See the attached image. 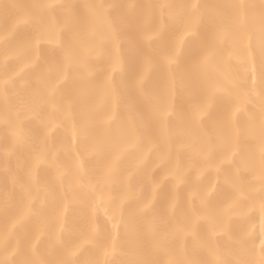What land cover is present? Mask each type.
Here are the masks:
<instances>
[{"label": "snow or ice", "instance_id": "1", "mask_svg": "<svg viewBox=\"0 0 264 264\" xmlns=\"http://www.w3.org/2000/svg\"><path fill=\"white\" fill-rule=\"evenodd\" d=\"M124 7L137 6L0 4L5 33L0 98L6 106L9 91L20 75L16 71L18 64L23 63L36 75L35 98L41 109L59 106L71 111L76 104L75 86L66 80L64 65L87 68L91 52L84 43L85 35L92 37V46L99 41L108 56L117 43L123 53L122 59L112 61L113 71L119 69L117 78L97 85L105 107L94 112L93 119L110 130L102 139H96L90 137L88 125L78 129L88 159L81 165L77 158L75 167L87 177V183L77 184L72 191L77 202L90 203L96 210L104 208L108 221L102 229L91 227L85 232L73 219L61 233L40 239L38 234L45 231L53 208L57 215L62 214L59 205L64 197L54 184L36 178L34 170L41 162L36 155L31 162L18 164L11 177V192L0 204V264H264V0L219 3L211 6L213 11L207 14L195 4L148 5L149 9L160 10L159 17L153 14L150 23L122 13ZM54 8L65 10L66 35L59 44L63 62L45 70L43 66L50 63L46 57L33 61L32 34L46 30L44 13ZM81 8L86 10L83 15ZM245 39L254 41L259 52L258 93L255 69L250 82L248 78L234 79L227 70L228 59ZM257 94L258 116L252 114L238 121L237 113L243 111L240 97ZM192 97L198 98L197 102L193 103ZM113 102L118 106L116 113L111 108ZM16 115L19 121L20 114ZM205 121L221 126L224 143L217 153L225 162L235 164L239 157L249 171L258 170L260 174L259 249L253 231L246 230L236 242L234 260L223 259L213 246L211 236L215 231L201 241L210 260L181 258L183 249L178 250L180 255L173 254L181 234H189L192 227L179 224L175 218L157 219L158 207L172 199L165 186L156 192V203L145 194L149 170L153 177L157 171L166 170L176 184L188 183L171 155L167 159L159 156L158 146L170 139L177 122L195 134V126ZM44 127L49 125L45 123ZM11 135L16 143L24 142L18 123L11 127ZM243 138L255 140L256 149L244 148ZM199 150L208 159L210 142ZM43 172L46 175L47 169ZM67 194L66 190L64 195ZM218 202L201 197V215L197 219L207 221ZM79 240L90 247L81 249ZM85 254L94 258H79ZM117 256L128 259L117 261Z\"/></svg>", "mask_w": 264, "mask_h": 264}, {"label": "bare ground", "instance_id": "2", "mask_svg": "<svg viewBox=\"0 0 264 264\" xmlns=\"http://www.w3.org/2000/svg\"><path fill=\"white\" fill-rule=\"evenodd\" d=\"M225 2L258 3L259 0H0V4L23 6L38 4L135 5L137 7L133 9L124 7L121 12L129 16H139L144 23H150L153 14L155 17L160 15L158 8L149 9L148 5L195 4L201 5V11L207 14L213 11L211 6ZM80 12L83 15L86 10L81 8ZM44 15L47 28L45 31L32 34L34 43L32 56L33 61L46 57L50 63L43 67L47 70L63 62L59 44L66 35L65 10L54 8L46 10ZM108 19L110 21L111 17L109 16ZM96 23L102 24L100 21ZM4 36L2 21H0V70L3 67ZM91 40L92 37L85 35L84 43L91 52L87 68L79 64L64 65L66 80L75 86L76 104L71 111H65L59 106L56 109L51 107L41 109L35 98L36 75L31 73L30 68L24 67L23 63L16 66V71L20 75L9 91L7 106L3 98H0V204L11 192V177L17 172L18 164L24 161L31 162L36 155L41 158L40 164L34 170L36 178L41 181L48 180L54 184L64 197L59 205L62 214L57 215L56 209L53 208L45 231L38 234L40 239H47L50 233H61L64 226L73 219L78 220L80 230L85 232L91 227L102 229L109 219L105 216L104 208L96 210L90 203L87 205L79 203L72 196V191L77 184L87 183V177L82 176L75 167L77 158L81 165H84L88 159L87 149L81 142L78 129L88 125L90 137L96 139H102L110 130L99 120L93 119V113L105 107V99L98 91L97 85L117 78L119 69L113 71L112 61L116 57L123 58L119 43L111 48V56H108L99 41L92 46ZM227 63V70L236 80L248 78L250 82L255 69L257 93L259 92V52L254 41L250 42L245 39L243 44L237 46ZM192 100L195 103L198 98L192 97ZM239 103L243 111L237 113L238 121L243 122L248 115L258 116L260 111L258 94L251 97L241 96ZM111 108L113 113L118 110L115 102L112 103ZM17 113L20 114L19 121H17ZM122 114L127 118L126 113ZM17 123L24 136L23 143H16L11 135V127ZM45 123L49 125L47 129L44 127ZM111 123L109 122L110 125ZM74 132H76L75 139L73 138ZM243 140L244 148L256 149L255 140L250 138H243ZM209 142L210 155L208 159H204L199 148ZM223 143L224 137L221 133V126L218 124L214 125L205 121L202 126H195V134H193L184 123L177 122L171 129L170 139L158 146V154L164 159L171 155L174 166L179 165L188 183L185 184L182 181L176 184L168 176L166 170L157 171L155 177L151 170L146 173L145 194L153 203H156V192L162 185L170 191L172 197L169 204L158 207L157 219L175 218L179 224H188L192 227L189 234H181L179 244L173 250V254L180 255L178 250L183 249L181 258L210 260L212 257L201 246V241L211 236L213 231L215 235L211 236L212 244L219 250L223 259L237 258L236 242L239 236L249 229L256 236V247L259 249L261 188L259 171H249L240 163L239 157L235 164L225 162L223 155L217 153L218 147ZM177 154H179L178 160ZM44 169H47L46 175L43 172ZM84 171H87L86 167ZM154 180L158 183H154ZM237 189L243 192L246 198L240 197ZM66 190L68 194L65 196ZM201 197L212 201L219 200L215 213L207 221L197 219V216L201 215ZM97 199L99 200V197ZM230 204L231 207H229ZM116 223H119V220ZM107 226L111 228V223L108 222ZM78 243L81 249L90 247L82 240ZM79 258L87 260L94 256L85 254ZM164 258L161 257V259ZM115 259L124 261L128 257L117 256Z\"/></svg>", "mask_w": 264, "mask_h": 264}]
</instances>
